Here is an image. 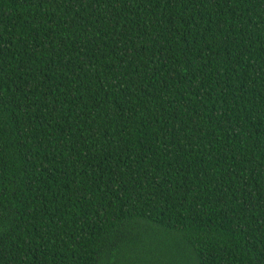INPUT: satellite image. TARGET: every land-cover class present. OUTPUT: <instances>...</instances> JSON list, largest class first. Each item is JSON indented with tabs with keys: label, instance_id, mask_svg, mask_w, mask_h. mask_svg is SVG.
<instances>
[{
	"label": "trees",
	"instance_id": "obj_1",
	"mask_svg": "<svg viewBox=\"0 0 264 264\" xmlns=\"http://www.w3.org/2000/svg\"><path fill=\"white\" fill-rule=\"evenodd\" d=\"M0 264H264V0H0Z\"/></svg>",
	"mask_w": 264,
	"mask_h": 264
}]
</instances>
